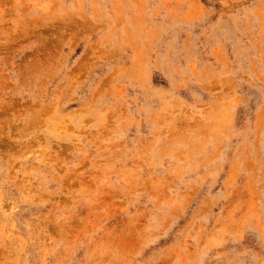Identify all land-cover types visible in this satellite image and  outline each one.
I'll return each instance as SVG.
<instances>
[{
    "label": "rangeland",
    "instance_id": "obj_1",
    "mask_svg": "<svg viewBox=\"0 0 264 264\" xmlns=\"http://www.w3.org/2000/svg\"><path fill=\"white\" fill-rule=\"evenodd\" d=\"M0 264H264V0H0Z\"/></svg>",
    "mask_w": 264,
    "mask_h": 264
}]
</instances>
